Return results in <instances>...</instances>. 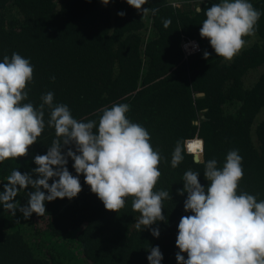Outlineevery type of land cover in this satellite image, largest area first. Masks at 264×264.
I'll list each match as a JSON object with an SVG mask.
<instances>
[{"label":"trees","instance_id":"1","mask_svg":"<svg viewBox=\"0 0 264 264\" xmlns=\"http://www.w3.org/2000/svg\"><path fill=\"white\" fill-rule=\"evenodd\" d=\"M220 2L147 0L142 7L158 12L142 15L126 0H0V62L18 53L33 66L22 103L38 108L41 96L52 92L54 104H66L73 118L85 122H98V109L128 104L127 118L149 132L163 157L154 190L172 197L162 202L167 222L151 226L159 228L158 238L149 228L134 227L140 213L133 211L132 197L118 212L106 210L83 174L82 191L71 200L46 201L43 216L25 220L0 205V264H149L154 246L163 254L161 264H177L178 224L192 214L184 210L187 194L177 189L188 170L200 173L202 186L209 184L191 154L171 167L177 141L194 136L203 141L204 159H215L218 168L230 150H238L244 175L237 194L264 200V0H249L261 17L255 35L244 37L245 47L231 61L200 36L206 16L197 6L206 10ZM165 19L171 20L167 28ZM181 39H195L199 51L184 56ZM48 119L45 106V129L28 154L0 163V192L14 169L31 172L35 155L46 154L56 138ZM73 163L69 158L67 167L75 176ZM15 199L23 206L28 198L22 190Z\"/></svg>","mask_w":264,"mask_h":264},{"label":"clouds","instance_id":"2","mask_svg":"<svg viewBox=\"0 0 264 264\" xmlns=\"http://www.w3.org/2000/svg\"><path fill=\"white\" fill-rule=\"evenodd\" d=\"M126 2L142 15L158 12L142 7L147 0ZM102 3L107 5L109 0ZM196 11H203L206 16L200 36L209 40L217 56L228 61L245 47L244 37L255 35L261 17L249 0H221L206 10L197 6ZM117 14L125 15L122 11ZM170 23L169 19L163 21L165 28ZM192 47L198 45L193 43ZM209 55L207 51L203 53L205 59ZM32 79L29 59L18 53L3 57L0 163L28 154L29 147L45 129V106L49 109L47 126L54 128L56 135L46 154L35 155L36 167L31 172L22 174L14 169L6 178L0 192L3 209L13 216L18 210L25 220L33 213L43 216L46 201L71 200L82 191L79 176L83 174L84 182L106 210L118 212L125 206L126 198L132 197V209L140 213L134 227L139 231L149 228L151 235L158 238L159 228L151 226L158 221L167 222L162 202L172 197L166 190H154L161 176L158 165L163 157L153 149L149 132L127 118L130 106L116 103L97 110L102 113L98 122L78 121L66 104H54L52 92L41 96L38 108L22 103L28 98L25 89ZM184 154H191L194 163L204 166V178L209 184L205 188L199 181L200 173L188 170L182 178L183 188L177 189L178 195L187 194L184 210L192 213L182 216L178 224L177 264H264V200L258 202L256 196L247 192L237 194L244 175L238 150H230L223 167L218 168L215 159H204L202 140H178L172 153V168L183 161ZM69 158L74 161L75 176L67 167ZM29 187L33 190L27 191ZM22 190L28 198L23 206L15 199ZM149 252V264H161L163 254L159 246L151 247Z\"/></svg>","mask_w":264,"mask_h":264},{"label":"built area","instance_id":"3","mask_svg":"<svg viewBox=\"0 0 264 264\" xmlns=\"http://www.w3.org/2000/svg\"><path fill=\"white\" fill-rule=\"evenodd\" d=\"M193 43L198 45V43H197V41L195 39H181L180 45H181V49L183 51L184 56H188L190 54H193V53L199 51V45H198L197 48H193L192 47ZM192 139H200V138H198L197 136H194L193 138L188 139V140H192Z\"/></svg>","mask_w":264,"mask_h":264},{"label":"rangeland","instance_id":"4","mask_svg":"<svg viewBox=\"0 0 264 264\" xmlns=\"http://www.w3.org/2000/svg\"><path fill=\"white\" fill-rule=\"evenodd\" d=\"M247 81H249V79Z\"/></svg>","mask_w":264,"mask_h":264}]
</instances>
